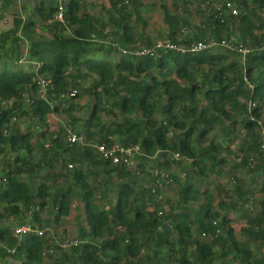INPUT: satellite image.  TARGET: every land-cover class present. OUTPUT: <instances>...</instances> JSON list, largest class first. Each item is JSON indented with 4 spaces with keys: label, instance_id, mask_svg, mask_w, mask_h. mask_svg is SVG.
I'll list each match as a JSON object with an SVG mask.
<instances>
[{
    "label": "trees",
    "instance_id": "trees-1",
    "mask_svg": "<svg viewBox=\"0 0 264 264\" xmlns=\"http://www.w3.org/2000/svg\"><path fill=\"white\" fill-rule=\"evenodd\" d=\"M17 1L0 0V20L13 14L12 27L0 31V257L19 264H46L44 253L51 264H264V0H160L164 41L243 43L251 50L245 59L220 47L131 53L158 41L140 29L155 7L147 0ZM227 1L239 14L220 19L214 5ZM39 77L51 82L48 102ZM83 96L94 104L76 118L74 100ZM61 113L85 146L51 123ZM103 144L140 146L139 172L105 161L95 148ZM149 165L173 184L161 188L153 175L140 184ZM227 167L235 185L224 198L217 185L216 207L211 176L223 178ZM241 171L258 185V197ZM42 173L45 180L31 182ZM101 175L102 184L90 182ZM172 186L179 187L175 205L159 200ZM99 191L111 197L107 207L98 204ZM77 195L87 214L83 244L51 254L47 234L13 235L16 226L59 224ZM200 200L194 213L190 206ZM50 207L53 217L44 216ZM232 216L243 223L240 238Z\"/></svg>",
    "mask_w": 264,
    "mask_h": 264
},
{
    "label": "rangeland",
    "instance_id": "rangeland-1",
    "mask_svg": "<svg viewBox=\"0 0 264 264\" xmlns=\"http://www.w3.org/2000/svg\"><path fill=\"white\" fill-rule=\"evenodd\" d=\"M24 1H29V0H18L17 2L19 4H23ZM90 1H97L99 2L102 6L104 5L103 1L101 0H87L88 4ZM148 3H152L155 4V7L153 9L152 12H150L147 15V21L148 24L147 26L144 27H140L141 30H144V34L147 36H151L152 39L154 41L156 40H166L164 39V37H162L164 31H165V26L163 24V12L160 9V5H161V1L160 0H147ZM170 2V1H169ZM168 2V3H169ZM171 5V4H169ZM89 10L90 7L88 6ZM22 12V9H20ZM200 20H198L197 22H199ZM12 22H13V14L12 11H9V13L6 14L5 19L0 20V31L2 30H8L12 27ZM26 48H24L25 50ZM224 49V48H221ZM220 49V50H221ZM26 54V50L24 52V55ZM27 59V58H26ZM77 107L81 108V110H78L74 113V116L76 118H84L87 117V112L88 109L94 104V101L92 103V99L90 97L87 96H83L81 98H77L76 100H74ZM105 121L108 118H113L112 116L109 115H103ZM51 123L52 124H59L58 127H62L63 129H65L66 131L71 129V123H70V119H68V117L61 113L60 115H54L51 119ZM57 127V128H58ZM73 131V130H72ZM75 133V132H74ZM77 134V133H76ZM214 135V134H213ZM237 144H235L234 147H232L233 149H237ZM136 162L134 163V165L132 166L133 170L136 172L138 171V168H136ZM226 169V175L223 176V178L220 179H216L214 177L211 176V182L212 185L209 186L211 192L213 193V196L215 198V206H218V193L219 190L216 188L217 185H220L221 188L223 190H225V192L222 193L223 198L226 196V192H230L233 190L234 185H235V181L233 180V175L232 174H228L229 172V167L225 168ZM174 171L177 173H180L179 171L175 170ZM150 175L154 176L153 173V169L151 168V166L149 165V167H147V170L144 174H142L139 177V183L140 184H150ZM46 178V174L42 173L40 180L39 179H32L31 182L35 183V184H39L40 181L43 179L45 180ZM238 178L243 181L246 182L247 186L251 187L253 189V191H255L256 197H258V193L259 190L257 188L258 185H251V178L247 175L244 174V171H241V173L238 175ZM96 179L99 180L100 184L103 183V181L105 180V176L101 175L98 177H92L90 179V182L94 184V182L96 181ZM258 183H261L262 178H258ZM105 182V181H104ZM116 182V181H115ZM208 185H205V187L203 189H205ZM110 188H112V185H109ZM103 189V188H102ZM178 189L179 187L177 186H172L171 188L165 190L162 192L160 199L159 200H164L167 202H170V204L175 205L178 201ZM102 191V190H101ZM101 191L96 192V195L98 197L97 202L98 204L107 207L108 203L111 199L108 201H105L103 199L100 198ZM112 200V199H111ZM203 202V200H200L198 203L196 204H192L190 207L192 208L194 213H197L199 210V206L200 204ZM227 202H230V200H227ZM113 204V203H112ZM47 217H53V213H52V207H50L49 209L45 210L44 212V216ZM233 217V223L232 226L235 228L236 230V234L237 236L240 238V229L243 225L242 221L237 217V216H232ZM86 219H87V214L85 212V205L84 202L82 201L80 196H76L73 199V205H72V209H71V213L70 216L68 218H64L62 219V221L59 224H55L52 223V226H49L47 229L46 234L51 237V239L54 241L55 244H57V242H61V241H66V242H71L74 240H78L79 238V234H80V228L83 226H86ZM45 262L46 264H51L52 261L51 259H48V257H45ZM0 264H19V262H16L15 260H13L12 258H2L0 257ZM170 264H174L173 262Z\"/></svg>",
    "mask_w": 264,
    "mask_h": 264
},
{
    "label": "built area",
    "instance_id": "built-area-1",
    "mask_svg": "<svg viewBox=\"0 0 264 264\" xmlns=\"http://www.w3.org/2000/svg\"><path fill=\"white\" fill-rule=\"evenodd\" d=\"M216 1V0H212ZM214 9L218 13V18H222V12H228L231 14V16L236 17L238 16L239 12L237 8L231 3L230 1H227L224 4H215ZM63 9L60 8V13L58 15V19L60 21H63ZM224 48L226 50H230L232 52H238L242 55L243 59H245L246 55H248L251 50L246 48L243 43H237L233 41H218L215 39H210L208 41H199L191 44L190 46L184 47L179 46L177 44H173L170 41H162L158 40L152 47H142L139 50L135 52H131L137 56H151V57H158L160 56L161 51L167 52V51H176L180 54H197L203 51H210L213 48ZM129 51H123V53H128ZM130 53V54H131ZM39 84H40V95L41 98L45 99L48 102V89L51 85L50 81L45 80L42 77L38 78ZM77 94V91L74 90L71 94V96H75ZM68 133V142L71 144H79L80 146H85V140L84 137L78 136L77 134L73 133L71 129L67 130ZM97 152L102 156V158L110 162L113 165H124L128 168H131L134 163L136 162L135 159L138 156H143L142 150L140 146H131V147H124L122 145L116 144L113 146H107L105 144L103 145H96L95 146ZM260 152L264 155V141L261 145ZM175 159H179V155L177 154L175 156ZM69 169H73V165H69ZM154 177L158 178L156 181L158 186L161 188L164 186V184H173V179L166 174L165 172L155 169L153 170ZM184 178V176H181ZM155 192V190H153ZM161 214V213H160ZM48 229H40L38 227H34L31 224H26L22 226H16L13 229V235L18 239H23L26 236L30 235H39L44 236L46 234ZM219 233V232H218ZM83 241L80 240H74L71 242L61 241L57 242V244L54 243V246L51 247V249L47 252H50L51 254H54L56 251L60 252H69L74 246H78L79 244H83ZM0 247H4L1 245ZM13 251V250H11ZM10 252V250H9ZM44 256H47V253H44Z\"/></svg>",
    "mask_w": 264,
    "mask_h": 264
}]
</instances>
